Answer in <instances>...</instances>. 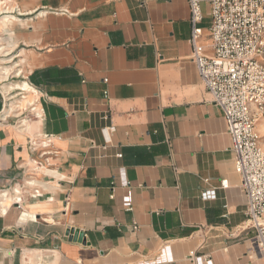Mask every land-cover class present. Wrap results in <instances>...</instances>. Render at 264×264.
I'll list each match as a JSON object with an SVG mask.
<instances>
[{
    "label": "crops",
    "instance_id": "crops-1",
    "mask_svg": "<svg viewBox=\"0 0 264 264\" xmlns=\"http://www.w3.org/2000/svg\"><path fill=\"white\" fill-rule=\"evenodd\" d=\"M9 6L1 46L30 91L0 84V264H264L227 124L191 59L188 1Z\"/></svg>",
    "mask_w": 264,
    "mask_h": 264
},
{
    "label": "built area",
    "instance_id": "built-area-1",
    "mask_svg": "<svg viewBox=\"0 0 264 264\" xmlns=\"http://www.w3.org/2000/svg\"><path fill=\"white\" fill-rule=\"evenodd\" d=\"M187 1L191 59L227 124L235 170L241 177V190L246 197L245 228L253 233L246 240L264 258V149L257 131V122L264 115V0H209L210 52L199 43L203 34L199 24L203 20L204 0ZM11 13L12 10L6 9L0 15ZM7 97L13 101L11 96ZM16 102L15 107L19 105ZM29 111H34V107ZM42 115L34 113L36 117ZM8 116L9 113H4L1 120ZM223 184L226 187L227 181ZM209 195L203 193L204 198ZM0 197L8 198L9 192H3ZM12 199L19 207L23 202L18 190L13 191Z\"/></svg>",
    "mask_w": 264,
    "mask_h": 264
},
{
    "label": "bare ground",
    "instance_id": "bare-ground-1",
    "mask_svg": "<svg viewBox=\"0 0 264 264\" xmlns=\"http://www.w3.org/2000/svg\"><path fill=\"white\" fill-rule=\"evenodd\" d=\"M9 1H11V0H0V12L2 11V12H4V10H9L10 11V6H9ZM6 19V20H5ZM8 17H6V16H4L3 17V20L5 21V22H3L1 19H0V24H1V26L2 25H6V21H8ZM12 36V35H11ZM8 37V36H7ZM6 39V38H5ZM8 40H10V39H8ZM2 39L0 38V45H1V43H2ZM11 42V41H10ZM9 42V43H10ZM9 46V48H7V49H4V50H2V49H0V54H3L4 56L8 53V52H10L11 50H12V47H11V44H9L8 45ZM2 47V46H1ZM5 60H1V62H0V79L1 80H3V81H7V76L9 75V73L11 72V69H12V67H9V66H5V63H7V62H4ZM13 87H16L17 89L18 88H22L23 90H25V91H30V88H29V86L27 85V84H14V86ZM32 91V90H31ZM17 103V102H16ZM13 106V105H12ZM20 118V117H19ZM264 129V117H262V118H260L259 119V121L257 122V130L258 131H262Z\"/></svg>",
    "mask_w": 264,
    "mask_h": 264
},
{
    "label": "rangeland",
    "instance_id": "rangeland-1",
    "mask_svg": "<svg viewBox=\"0 0 264 264\" xmlns=\"http://www.w3.org/2000/svg\"><path fill=\"white\" fill-rule=\"evenodd\" d=\"M0 32H1V29H0ZM3 47V46H2ZM2 47H1V45H0V49H2ZM12 54H9L7 57L6 56H4L3 54H0V62H1V60H5L4 62H7V63H5V66H9V67H12V69H13V66H14V63L15 62H13L12 61ZM11 69V72L9 73V75L7 76V83H8V85L9 86H11L12 84H14V83H16L17 82V80H18V78L19 77H15V73H16V70H12ZM20 80H21V77L19 78ZM2 81L3 80H1L0 79V84L2 83ZM4 83H6V82H4ZM3 83V84H4ZM17 100V99H16ZM19 100H21V98H19ZM18 100V101H19ZM29 100H31V102L33 101L32 100V98H30V99H28V100H26L27 102L29 101ZM16 101L14 100V101H12V102H10V103H12V107H15V105H16V103H15ZM24 106H26V103L25 104H23V106L22 107H24ZM263 117H264V115H263ZM258 131V130H257ZM258 133H259V135H260V137H261V146H262V148L264 149V129L262 130V131H258Z\"/></svg>",
    "mask_w": 264,
    "mask_h": 264
},
{
    "label": "water",
    "instance_id": "water-1",
    "mask_svg": "<svg viewBox=\"0 0 264 264\" xmlns=\"http://www.w3.org/2000/svg\"><path fill=\"white\" fill-rule=\"evenodd\" d=\"M68 234H75L74 237H72L74 240L85 241L84 234L79 231H70Z\"/></svg>",
    "mask_w": 264,
    "mask_h": 264
}]
</instances>
